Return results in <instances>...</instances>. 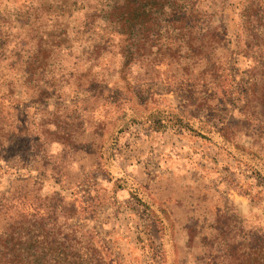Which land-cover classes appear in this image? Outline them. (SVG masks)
Listing matches in <instances>:
<instances>
[{
	"label": "rangeland",
	"instance_id": "rangeland-1",
	"mask_svg": "<svg viewBox=\"0 0 264 264\" xmlns=\"http://www.w3.org/2000/svg\"><path fill=\"white\" fill-rule=\"evenodd\" d=\"M65 1L54 3L65 7ZM243 1L198 0V9L215 8L214 20L221 27V41L208 48L215 65L224 66L219 88L208 81L207 54L201 53L205 47L195 53L180 49L178 60L171 64L139 61L119 73L116 38L107 30L62 36L67 39L52 48L55 58L50 63L61 72L56 78L62 90L47 91L42 99H31L27 93L18 96L21 101H3L2 115H16L30 142L17 136L18 129L0 127V202L27 194L48 205L55 196L64 197L78 214L66 218L53 204L58 213L53 229L61 223L65 230L76 228L84 254L83 232L91 231L122 264H163L164 260L165 264H212V254L223 251L226 242H244L241 236L246 231L264 233V109L257 106L256 117L246 110L250 99L249 106L256 105L255 96H250L252 74L254 68L264 66V58L257 62L238 53ZM78 2L68 9L74 10L73 19L82 13L76 8L91 5L87 0ZM33 3L0 0V34L8 49L18 34V16L31 13ZM57 9L64 14L65 9ZM195 31L198 39L205 30ZM99 42L108 45L100 51L105 58L92 62L98 82L77 87L83 84L79 71L89 66L86 57ZM0 72L6 73L3 62ZM173 108L184 112L182 122L195 131L204 126L207 136L180 126ZM221 128L226 139L214 132ZM140 133L145 141H155L149 145L146 183L120 164L119 150L125 156L126 140ZM112 140L116 149L104 150L100 166L98 144L107 147ZM119 169L126 175H120ZM135 184L144 187L139 193L154 206L153 214L130 194L128 187ZM28 207L24 210L34 212ZM3 211L0 208V232L10 221ZM155 214L164 221L161 235ZM126 218L132 221L126 229L114 223ZM12 230L16 245L10 248L20 253L18 261L27 264H54L53 250L64 247L57 238L45 244L32 235L25 238L19 227ZM117 232L120 239L114 236ZM5 260L0 252V261Z\"/></svg>",
	"mask_w": 264,
	"mask_h": 264
},
{
	"label": "trees",
	"instance_id": "trees-1",
	"mask_svg": "<svg viewBox=\"0 0 264 264\" xmlns=\"http://www.w3.org/2000/svg\"><path fill=\"white\" fill-rule=\"evenodd\" d=\"M54 1L60 0H34L30 8L31 13L18 16V34L11 49L6 47L7 40L0 34V62L4 63L6 69V73L0 72V127L3 128L6 125L9 130L16 131L18 129L19 135L17 136H24L28 143L30 139L24 134L25 124L21 123L16 115L17 119L14 115L13 117L2 115L3 101L7 100L12 103L21 101L18 96L27 93L31 94V99H42L47 91L59 92L62 90L63 86L56 78L61 72L55 71L51 66L50 63L55 58L51 53L52 48L64 45V40L67 38L62 39L61 37H68V33L92 34L96 30H107L116 38L119 49L117 54L121 62L119 73L139 61L148 60L149 63L155 65L166 61L167 64H171L178 60L180 49L186 47L188 50L190 49L191 53H195L196 50L205 47L207 49L201 53L207 54L206 66L210 84L214 87L217 85L219 88L217 81L225 76L224 66L215 65L208 50L213 42L221 41V27L214 20L215 8L210 9L211 11H208V8H206L207 10L198 9V0H89L91 2L87 0L88 4L91 3L90 7L83 4L76 8V12L82 10L79 11L82 13L80 18L75 19H73L74 10L68 9L78 5V0H69L72 3H68L66 0L65 7H63V3L58 6ZM56 7L65 9L64 14L60 13L61 9ZM241 15L238 53L246 59L258 62L260 57L264 58V0L243 1ZM51 22L48 30L47 27ZM172 30H176L177 34L169 35L168 32ZM195 30H198V33L205 30L204 35L197 39ZM164 33H168L169 36L165 38ZM101 42L94 44L91 54L86 57L85 61L89 63V66L83 71H79L83 84L77 87H85L94 81L98 82L92 70V62H98L105 58L106 53L100 51L107 48L108 44ZM162 46L164 48L157 53V49ZM257 67L254 68L256 70L252 74L250 86V96H255L256 105L250 107V99L246 108L251 117H256L259 114L255 111L257 106L264 109V66ZM72 73L73 71H71ZM173 110H177V108H173ZM183 113L179 109L176 113L179 122L181 121L180 126L190 127L189 130L195 131V128L191 127L188 122L186 124L182 122ZM8 114L11 113L8 112ZM103 125L106 127L107 123ZM206 126L209 127L207 124ZM202 128L205 127H199L195 132L207 136L203 134ZM224 130L225 128H221L214 131L219 139H226L227 135ZM11 140L9 139L10 143ZM108 148L116 149L113 140L107 147L103 146V142L98 144L97 158L100 166H103L104 150ZM117 172L120 175H126L122 169ZM133 186V188L128 187L132 197L146 211L153 214L154 206L149 200H142L140 196L139 191L144 187L139 184ZM44 203L45 201H39L27 194L12 195L3 203L0 202V208L4 209L3 213L10 220L9 224L5 226L6 230L0 232V252L6 259L4 263L2 261L0 263L27 264L18 261L20 253L15 254L10 248L12 245H16L11 229L19 227L20 231L23 230L21 234L25 238L32 235L36 242L51 244L56 238L58 239L59 244L64 247H61L60 250H53V252H57L54 258H51L54 264H122L112 255L110 248L102 244L91 231L83 232L86 243L84 254L80 247L82 236L81 234V237L79 236L76 228L65 230L66 224L61 223L58 224L59 229H53V224L58 221L55 207H59L60 214L63 213L66 218H70L78 214L79 211L73 204H70L62 196H55L51 204L44 205ZM26 206H29L28 208L33 209L34 212L25 211L24 207ZM52 207L54 210L51 212ZM22 208L23 210H19ZM11 210L16 211L17 215ZM153 217L161 235L164 221L156 214ZM9 228L10 230H7ZM243 237L244 242L241 240L226 242V247L221 252L219 249L222 250V247H218L217 252L220 253L212 254L209 262L212 264H264V233L258 230L246 231L242 233L241 238ZM87 255L88 258L85 260ZM164 262L165 260L163 264H165Z\"/></svg>",
	"mask_w": 264,
	"mask_h": 264
},
{
	"label": "crops",
	"instance_id": "crops-1",
	"mask_svg": "<svg viewBox=\"0 0 264 264\" xmlns=\"http://www.w3.org/2000/svg\"><path fill=\"white\" fill-rule=\"evenodd\" d=\"M142 136L143 135L140 133V137L128 138L126 141L129 144V146L128 148H126L127 152L125 156H123L124 150L122 151V149L119 150L121 152V155L120 154L119 155L121 156L120 164L122 165L123 170L126 173L129 172L132 176L137 177L140 181H143V183H146L145 181L149 180L148 176L146 175L147 174L146 169L148 167L147 162L150 161V158H147L150 150L149 145L155 144V141H145V139ZM161 146H165V145H161ZM153 151L154 149H152V152L150 154H154ZM140 161L141 163H138ZM124 167L126 168L124 169ZM120 210H123V208L120 207ZM123 219L115 220L114 223L118 226H122L123 229H126L127 226L129 227V224L132 221L126 218L125 221L123 222ZM114 236L120 239L119 232L115 233ZM124 241H127V239H124Z\"/></svg>",
	"mask_w": 264,
	"mask_h": 264
}]
</instances>
